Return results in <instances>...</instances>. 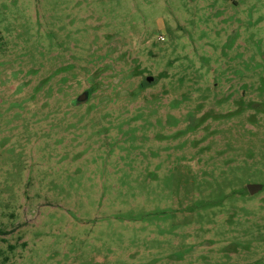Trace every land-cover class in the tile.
Instances as JSON below:
<instances>
[{"label": "rangeland", "instance_id": "1", "mask_svg": "<svg viewBox=\"0 0 264 264\" xmlns=\"http://www.w3.org/2000/svg\"><path fill=\"white\" fill-rule=\"evenodd\" d=\"M0 95V264H264V0H0Z\"/></svg>", "mask_w": 264, "mask_h": 264}, {"label": "water", "instance_id": "2", "mask_svg": "<svg viewBox=\"0 0 264 264\" xmlns=\"http://www.w3.org/2000/svg\"><path fill=\"white\" fill-rule=\"evenodd\" d=\"M155 80V77L152 76V75H148L146 76L145 78V81H147L148 83L152 82ZM90 94H91V91L90 90H86L84 91L83 93H81L75 100H74V104L75 105H80L84 102H87L89 97H90ZM3 101V98L1 97L0 95V103H2ZM249 191L251 193H256L257 191H259L260 189H262V185H259V184H250L249 185Z\"/></svg>", "mask_w": 264, "mask_h": 264}]
</instances>
